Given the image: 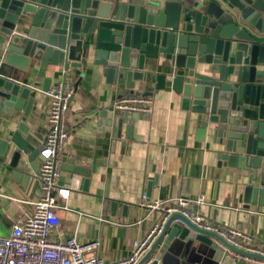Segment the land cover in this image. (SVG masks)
I'll return each mask as SVG.
<instances>
[{
    "label": "water",
    "instance_id": "1",
    "mask_svg": "<svg viewBox=\"0 0 264 264\" xmlns=\"http://www.w3.org/2000/svg\"><path fill=\"white\" fill-rule=\"evenodd\" d=\"M36 69L40 93L59 72L66 79L83 69L98 70L127 92L148 85L146 97L171 90L199 140L219 154V166L240 173L244 209L264 208V0H0V118L13 115L11 109L23 113L11 139L0 138V156L16 145L17 179H30L29 168L36 172L25 140L38 92L25 81ZM133 115H117L114 107L95 113L108 128L117 120L118 132L129 117H141ZM119 207L111 203L113 215ZM165 237L153 264L166 256L174 264L186 254L201 259L195 264H219L225 252L218 242L264 260L174 214L139 264L150 261Z\"/></svg>",
    "mask_w": 264,
    "mask_h": 264
},
{
    "label": "crops",
    "instance_id": "2",
    "mask_svg": "<svg viewBox=\"0 0 264 264\" xmlns=\"http://www.w3.org/2000/svg\"><path fill=\"white\" fill-rule=\"evenodd\" d=\"M38 71L34 70L25 81L38 90L32 94L35 103L26 121L29 132L25 136L32 148L29 163L34 164L36 172L29 168L26 175L30 179L14 176L11 165L17 147L13 143L6 157L0 156L1 237H9L13 226L32 214V203L41 195L39 152L48 131L49 99L39 92L43 79L37 76ZM50 75L47 73L46 77ZM63 80L76 91L66 115L69 138L62 155L65 161L60 180L72 192L67 200L58 201L56 213L61 226L53 233V240L63 242L77 237L82 242L100 241L98 256L107 263H115L132 254L135 244L146 237L158 219V214H151L142 206L144 194L158 201L204 196L205 203L194 207V212H201L214 224L241 229L255 237L264 249V208L259 207L257 212L244 209L240 203V173L219 166V154L212 145L199 140L197 128L171 90L148 96L154 103L152 111L139 119L129 117L118 132L117 120L108 128L95 113L114 107L125 95H143L150 86L139 83L134 91L127 92L124 86L108 83L98 70L83 69L66 79L59 72L51 88ZM10 111L13 115L0 118V138L4 140L11 139L22 122L21 111ZM73 169L88 172L89 176L77 174ZM113 202L121 205L114 215ZM171 230L172 226L168 233ZM165 241L166 237L147 264L155 262ZM183 257L174 258V264H195L201 260L194 254ZM205 263L215 264L211 260ZM157 264L170 263L166 256ZM219 264L245 263L235 254L225 252Z\"/></svg>",
    "mask_w": 264,
    "mask_h": 264
},
{
    "label": "built area",
    "instance_id": "3",
    "mask_svg": "<svg viewBox=\"0 0 264 264\" xmlns=\"http://www.w3.org/2000/svg\"><path fill=\"white\" fill-rule=\"evenodd\" d=\"M42 94L49 99V108L48 131L39 152L41 166L38 178L41 195L32 203V214L27 219L17 222L9 237L0 236V264H139L174 214H180L198 228L218 235L238 251L264 259V249L258 245L255 237L241 229L214 224L201 212H194V207H201L205 203L204 196L197 199L179 197L158 201L150 200L148 195L144 194L142 206L149 213L158 214V219L146 237L135 244L132 254L115 263H107L98 256L100 241L82 242L77 237H70L63 242L53 240V233L61 226V220L56 213L58 201L67 200L72 192L71 187L61 185L60 180L62 155L69 138L66 115L76 97V91L67 80H63ZM153 105L150 97L130 94L118 99L114 108L115 111L122 113L143 115L149 114ZM218 245L224 252H230L223 244L218 242ZM231 253L245 263L264 264V260Z\"/></svg>",
    "mask_w": 264,
    "mask_h": 264
}]
</instances>
